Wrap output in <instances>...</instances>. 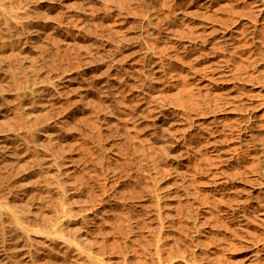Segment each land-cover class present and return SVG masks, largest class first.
<instances>
[{
  "label": "rangeland",
  "instance_id": "1",
  "mask_svg": "<svg viewBox=\"0 0 264 264\" xmlns=\"http://www.w3.org/2000/svg\"><path fill=\"white\" fill-rule=\"evenodd\" d=\"M228 1L0 0V264H264V0Z\"/></svg>",
  "mask_w": 264,
  "mask_h": 264
},
{
  "label": "bare ground",
  "instance_id": "2",
  "mask_svg": "<svg viewBox=\"0 0 264 264\" xmlns=\"http://www.w3.org/2000/svg\"><path fill=\"white\" fill-rule=\"evenodd\" d=\"M230 1H232V0H230ZM230 1H228V2H230ZM222 2H223V1H222ZM235 2H236V1H235ZM239 2H240V1H239ZM224 3H225V1H224ZM231 3H232V2H231ZM233 3H234V2H233ZM236 3H237V2H236ZM238 4H239V3H238ZM243 4H244V3H243ZM219 5H220V6H218V7H222L221 5H223V3H222V4H219ZM231 5H232V4H231ZM241 5H242V4H241ZM244 5H245V4H244ZM244 5H242V6H244ZM246 5H247V4H246ZM223 6H225V5H223ZM234 6H235V5H234ZM225 7H226V6H225ZM229 7H231V6L228 5V8H229ZM232 7H233V6H232ZM248 7H249V6H248ZM260 7H263V6L261 5ZM215 8L217 9V7H215ZM215 8H214V9H215ZM228 8H227L226 10H228ZM240 8H241V6H240ZM214 9H212V11H215V10H216V9H215V10H214ZM223 9H224V7H223L222 9H220V12H221V10H223ZM237 9H238V8H237ZM241 9L243 10V7H242ZM250 9H251V8H250ZM250 9L248 10V8H247L248 11H250ZM259 9H260V8H259ZM262 9H263V8H262ZM226 10H225V11H226ZM232 10H233V12H232V11H231V12H232V14H233V13H234V8H232ZM235 10H236V9H235ZM238 10H239V9H238ZM217 11H218V10H217ZM217 11H216V12H217ZM225 11H224V12H225ZM240 11H241V10H240ZM240 11H238V12H236V13H239ZM251 11H252V10H251ZM259 11H260V10H259ZM261 11H262V10H261ZM218 12H219V11H218ZM220 12H219V14H220ZM228 12H229V11H228ZM243 12H244V10H243ZM213 13H214V12H213ZM247 13H248V12H247ZM247 13H246V9H245V14H247ZM200 14H201V13H200ZM227 14H228V13H227ZM243 14H244V13H242L241 16H243ZM253 14H254V12H253ZM196 15H199V14H197V12H196ZM202 15H203V13H202ZM202 15H201V16L199 15V16H200L199 18H201ZM204 15H205V14H204ZM216 15H218V14H216ZM216 15H215V16H216ZM223 15H224V14H223ZM229 15H231V14H228V16H229ZM247 15H249V14H247ZM247 15H246V16H247ZM250 15H252V14H250ZM255 15H256V13L254 14V16H255ZM263 15H264V14H263ZM205 16H206V15H205ZM205 16H204V18H205ZM220 16H221V15H219L218 17H220ZM234 16H235V15H234ZM237 16H238V14H237ZM254 16L252 15V17H254ZM257 16H258V15H257ZM216 17H217V16H216ZM222 17H223V16H222ZM222 17H221V18H222ZM232 17H233V16H232ZM248 17H249V16H248ZM197 18H198V17H197ZM221 18H220V20H221ZM225 18H226V16H225ZM239 18H240V17H239ZM239 18H238V21H239ZM223 19H224V18H223ZM227 19H228V18H227ZM232 19H233V18H232ZM254 19H255V18H254ZM262 19H264V18H262ZM196 20H197V19H196ZM199 20H200V19H199ZM224 20H225V19H224ZM224 20H222V21H224ZM234 20H235V19H234ZM241 20H242V19H241ZM225 21H228V20H225ZM230 21H231V20H230ZM244 21H245V20H244ZM253 21H255V20H253ZM196 22H199V23H200V21H196ZM235 22H237V21H235ZM242 22H243V21H242ZM242 22H241V23H242ZM245 22H247V21H245ZM248 22H249V21H248ZM194 23H195V22H194ZM223 23H224V22H223ZM225 23H227V22H225ZM229 23H230V22H229ZM231 23H232V22H231ZM239 23H240V22H239ZM241 23H240V24H241ZM243 23H244V22H243ZM249 23L251 24V22H249ZM256 23H257V22H256ZM190 24H191V23H190ZM190 24H187V25H188V26H191ZM233 24H235V23L233 22ZM250 24H247V23H246V25H250ZM253 24L255 25V23H253ZM193 25H194V24H193ZM195 25H198V24L195 23ZM195 25H194V29H195ZM220 25H221V22H220ZM231 25H232V24H231ZM231 25H230V26H231ZM242 25H243V24H242ZM262 25H263V24H262ZM181 26H183V25H181ZM198 26H199V25H198ZM228 26H229V25H228ZM228 26H227V28H228ZM258 26H259V25H257V28H258ZM184 27H185V26H184ZM191 27H192V26H191ZM196 27H197V26H196ZM219 27H220V26H219ZM221 27H222V26H221ZM225 27H226V26H225ZM235 27H236V25H235ZM246 27H247V26H246ZM246 27H245V29H246ZM249 27H250V26H249ZM253 27H254V26H253ZM261 27H262V26H261ZM261 27H260V28H261ZM179 28H180V27H179ZM185 28H186V27H185ZM189 28H190V27H189ZM197 28H198V27H197ZM197 28H196V30H197ZM227 28H226V29H227ZM233 28H234V27H233ZM240 28H241V29H240L239 31H241V30L243 29V26H242V27L240 26ZM255 28H256V27H255ZM191 29H193V27H192ZM226 29H225V30L223 29V30L226 31ZM228 29H229V28H228ZM236 29H237V28L233 29V31L236 30ZM245 29L243 30V32L246 31ZM249 29H250V28H247L248 31H249ZM263 29H264V26H263ZM263 29H262V30H263ZM177 30H178V29H177ZM183 30H184V29H183ZM183 30H182V32H183ZM187 30H188V29H186L185 32H186ZM196 30H195V31H196ZM221 30H222V29H221ZM229 30H230V29H229ZM237 30H238V29H237ZM262 30H260V31H262ZM188 31H189V30H188ZM224 31H222L221 33H223ZM239 31H238V32L234 31V32L238 33V35H239ZM256 31H257V29H256ZM260 31H259L258 33H260V34L262 35V33H263L264 30H263L262 32H260ZM176 32H177V31H176ZM185 32H184V33H185ZM190 32H191V31H190ZM190 32H187V33H188V34H187L188 37H189ZM192 32H193V31H192ZM197 32H198V31H197ZM199 32H200V31H199ZM246 32H247V31H246ZM194 33H196V32H194ZM194 33H193V34H194ZM221 33H220V34H221ZM241 33H242V32H241ZM254 33H255V32H254ZM254 33H253V31H251V34H254ZM174 34H175V33H174ZM177 34H178V33H177ZM177 34H176V35H177ZM193 34H191V37H192ZM199 34H200V33H198V35H199ZM229 34H230V32H229ZM233 34H234V33H233ZM243 34H247V33H242V35H243ZM181 35H182V33H181L180 35L178 34V36H181ZM196 35H197V33L195 34V36H196ZM201 35H203V34H201ZM216 35H217V34H216ZM222 35H223V34H222ZM231 35H232V33H231ZM242 35H241V36L239 35V36H238V39L241 38V37H243ZM254 35H255V34H254ZM261 35H260V36H261ZM28 36H29V35H28ZM31 36H32V35H31ZM185 36H186V35H185ZM195 36H194V37H195ZM205 36H206V35H205ZM217 36H219V35H217ZM227 36H228V35H226V37H227ZM244 36H245V35H244ZM249 36H251V35H249ZM262 36H264V35H262ZM188 37H187V39H188ZM198 37H199V36H198ZM206 37H207V36H206ZM206 37H203V38H206ZM212 37H213V36H212ZM220 37H221V36H220ZM228 37H230V36H228ZM228 37H227V39H228ZM234 37H235V36L233 35V38H234ZM254 37H255V36H254ZM31 38H32V37H31ZM178 38H179V37H178ZM189 38H190V37H189ZM199 38H200V37H199ZM209 38H211V37H209ZM217 38H218V37H217ZM217 38H216V40L220 39V38H218V39H217ZM222 38H223V41H225V40H224V37H222ZM222 38H221V40H222ZM231 38H232V37H231ZM231 38H230V39H231ZM233 38H232V39H233ZM244 38H245V37H244ZM256 38H257V34H256ZM258 38H260V37H258ZM179 39H180V38H179ZM181 39H182V38H181ZM190 39H191V38H190ZM190 39H188V40H190ZM193 39H194V38H193ZM195 39H196V38H195ZM245 39H246V38H245ZM252 39L254 40V38H252ZM263 39H264V37H263ZM31 40H32V39H31ZM197 40H198V39H197ZM205 40H206V39H205ZM210 40H211V39H210ZM214 40H215V39H214ZM221 40H220V41H221ZM243 40H244V39H243ZM249 40H250V39H249ZM256 40H257V39H256ZM258 40H259V39H258ZM260 40H261V39H260ZM25 41H28V40H25ZM181 41H183V39H182ZM193 41H194V43H195V40H193ZM199 41H200V40H199ZM207 41H209V40H207ZM212 41H213V40H212ZM226 41H227V40H226ZM229 41L231 42V40H229ZM235 41H236V38H235ZM250 41H251V40H250ZM33 42H34V41H33ZM183 42H184V41H183ZM190 42H191V41H190ZM197 42H198V41H197ZM216 42H217V41H216ZM216 42L213 41V43L217 44ZM221 42H222V41H221ZM238 42H239L238 45L241 44L239 40H238ZM243 42H244V41H243ZM243 42H242V43H243ZM258 42H259V41H258ZM263 42H264V41H263ZM25 43H26V42H25ZM186 43H188V42H186ZM200 43H202V42H200ZM203 43H204V42H203ZM203 43H202V44H203ZM209 43H210V41H209ZM211 43H212V42H211ZM213 43H212V44H213ZM222 43H223V42H222ZM226 43H228V41H227ZM249 43H250V42H249ZM249 43H248V44H249ZM256 43H257V42H256ZM259 43H262V40H261V42H259ZM184 44H185V42H184ZM188 44H189V43H188ZM204 44H206V42H205ZM207 44H208V43H207ZM215 44H214V45H215ZM236 44H237V43H236ZM251 44H252V42H251ZM253 44H254V43H253ZM29 45H30V44H29ZM29 45H28V47H29ZM186 45H187V44H186ZM214 45H213V46H214ZM220 45H221V44H220ZM224 45H225V44H224ZM30 46H31V45H30ZM184 46H185V45H184ZM189 46H190V45H189ZM189 46H188V47H189ZM195 46H196V45H195ZM195 46H193V47H195ZM201 46H202V45H201ZM208 46H209V45H208ZM208 46H207V47H208ZM218 46H219V44H218ZM235 46H236V45H235ZM240 46H242V45H240ZM240 46H239V47H240ZM249 46H250V44H249ZM31 47H32V46H31ZM31 47H30V48H31ZM181 47H182V46H181ZM185 47H186V46H185ZM185 47H184V48H185ZM198 47H199V46H197L196 49H198ZM203 47H204V46H203ZM209 47H210V46H209ZM214 47H216V46H214ZM221 47H222V45H221ZM221 47H219V48H221ZM225 47H226V46H225ZM247 47H248V46H247ZM257 47H258V44H257ZM257 47H256V49H255L256 51H257V49H258ZM260 47H261V45H260ZM260 47H259V50H260ZM189 48H190V47H189ZM199 48H200V47H199ZM205 48H206V47H205ZM210 48H211V47H210ZM216 48L219 49L218 47H216ZM223 48H224V47H223ZM227 48H228V47H227ZM230 48H231V47H230ZM234 48H236V50H237L238 47H234ZM234 48H232V49L234 50ZM242 48H243V46H242ZM248 48L252 50V48H250V47H248ZM194 49H195V48H194ZM203 49H204V48H203ZM203 49H201V50H203ZM212 49L215 50L214 48H211L210 50L212 51ZM239 49H240V48H239ZM245 49H247V48H245ZM186 50H187V49H186ZM186 50H185V51H186ZM206 50L209 51V49H207V48H206ZM220 50H222V49H220ZM229 50H230V49H229ZM253 50H254V49H253ZM261 50H262V49H261ZM192 51H193V50H192ZM192 51H191V52H192ZM196 51H197V50H196ZM203 51L205 52V50H203ZM203 51H202V54H205V53H203ZM216 51H217V50H216ZM225 51H226V48H224V52H225ZM234 51H235V50H234ZM240 51H241V49H240ZM188 52H189V50H188ZM213 52H214V51H213ZM219 52H220V51H219ZM222 52H223V50H222ZM222 52H221V53H222ZM230 52H232V50H231ZM235 52H237V51H235ZM181 53H182V52H181ZM184 53H185V52H184ZM199 53H200V52H199ZM199 53L197 52V54H199ZM206 53H207V52H206ZM233 53H234V52H233ZM246 53H247V51H246ZM253 53H254V52H253ZM194 54H195V53H194ZM197 54H196V55H197ZM215 54H216V53H215ZM217 54H218V53H217ZM229 54H231V53H229ZM243 54H244V53H243ZM243 54H241V55H243ZM250 54H252V52H251ZM178 55L180 56V53H179ZM183 55H184V54H183ZM185 55H186V54H185ZM192 55H193V54H192ZM192 55H191V57H192ZM208 55H209V54H207L206 56H208ZM210 55H211V54H210ZM218 55H219V54H218ZM220 55H222V54H220ZM223 55H224V54H223ZM226 55H227L226 57H228V61H229V59H230V58H233L232 56H235L236 54H235V55H232L231 57L228 56V54H226ZM253 55H254V54H253ZM260 55H261V54H260ZM193 56H194L195 59L198 58V57H196L195 55H193ZM197 56H199V55H197ZM202 56H203V55H202ZM202 56L200 55V57H202ZM204 56H205V55H204ZM204 56H203V57H204ZM212 56H213V55H212ZM224 56H225V55H224ZM239 56H240V54H239ZM261 56H262V55H261ZM187 57H188V56H187ZM200 57H199V58H200ZM209 57H210V56H209ZM249 57H250V56H249ZM252 57H253V56H252ZM252 57H251V58H252ZM254 57H255V56H254ZM254 57H253L252 59L249 58V60H250V61L253 60ZM178 58H179V57H178ZM181 58H183L182 55H181ZM184 58H186V57H184ZM192 58H193V57H192ZM194 58H193V59H194ZM218 58H219V57H218ZM220 58H221V57H220ZM220 58H219L218 60H222V61H224V59H220ZM222 58H223V56H222ZM234 58H235V57H234ZM238 58H240V57H238ZM241 58L243 59V57H241ZM241 58H240V60H242ZM187 59H188V58H187ZM193 59H192V60H193ZM195 59H194V62L196 61ZM202 59H203V58H202ZM205 59H206V58H205ZM213 59H214V58H213ZM258 59H259V58H258ZM189 60H190V57H189ZM192 60H191V61H192ZM218 60H217V62H218ZM234 60H235V59H234ZM236 60L238 61V59H236ZM240 60H239L238 62H240ZM243 60H244V59H243ZM243 60H242V61H243ZM178 61H179V60H178ZM180 61L182 62L181 59H180ZM203 61H204V59H203ZM214 61H215V60H214ZM260 61H261V60H260ZM192 62H193V61H192ZM199 62H200V61H199ZM209 62H213V61H210V59H209ZM215 62H216V61H215ZM246 62L248 63V61H246ZM252 62H253V61H252ZM252 62H251V63H252ZM257 62L259 63V61H257ZM262 62L264 63V61H262ZM183 63H185V60H184ZM183 63H182V65H183ZM187 63H188V61H186V64H187ZM197 63H198V62H197ZM224 63H225V62H224ZM224 63L222 62L221 65L224 64ZM229 63H230V62H229ZM229 63L227 62V64H229ZM231 63H232V62H231ZM231 63H230V64H231ZM241 63H242V62H241ZM249 63H250V62H249ZM249 63H248V65H249ZM253 63H255V62H253ZM253 63H252V65H253ZM201 64H202V63H201ZM206 64L209 66V63H207V61H206ZM218 64H219V63H218ZM218 64H217V65H218ZM233 64H234V62H233ZM245 64H246V63H245ZM259 64H260V63H259ZM190 65H191V62L189 61V67H190ZM192 65H194V64H192ZM192 65H191V66H192ZM210 65H211V64H210ZM213 65H214V64H213ZM224 65L227 66L226 64H224ZM238 65H239V64H238ZM255 65H256V63H255ZM186 66H187V65H186ZM197 66H198V65H197ZM204 66H205V64L203 63V65L200 66V67L203 68ZM208 66H207V67H208ZM218 66H219V65H218ZM233 66H234V65H233ZM233 66L231 65V68H230V67H229V68L232 70V67H233ZM250 66H251V65H250ZM187 67H188V66H187ZM187 67H186V68H187ZM189 67H188V68H189ZM236 67H237V66H236ZM255 67H256V66H255ZM259 67H260V66H259ZM261 67H262V66H261ZM190 68H191V67H190ZM193 68H195V70H196V69H199L198 67L196 68V67H194V66H193ZM193 68H192V69H193ZM205 68H206V67H205ZM205 68H203L204 71H205ZM209 68H210V67H209ZM209 68H208V70H209ZM215 68H217V66H216ZM219 68H220V66H219ZM221 68H222V66H221ZM223 68H224V67H223ZM226 68H227V67H226ZM234 68H235V67H234ZM203 69H202L201 71H203ZM211 69H212V67H211ZM217 69H218V68H217ZM217 69H216V70H217ZM237 69H238V68H237ZM259 69H260V68H259ZM208 70H207V72H208ZM213 70H214V68H213ZM213 70H212V73H214ZM216 70H215V71H216ZM218 70H220V69H218ZM218 70H217V73H218ZM225 70H226V69H225ZM231 70L228 69L229 72H231ZM263 70H264V69H263ZM191 71H192V70H191ZM222 71H223V70H222ZM234 71L236 72V70H234ZM260 71H261V70H260ZM195 72H197V71H195ZM240 72H241V71H240ZM248 72H249V71H248ZM248 72H247V73H248ZM263 72H264V71H263ZM215 73H216V72H215ZM241 73H242V72H241ZM261 73H262V72H261ZM219 74H220V73H219ZM219 74H217V76H218ZM221 74H222V73H221ZM223 74H227V73L224 72ZM231 74H232V72H231ZM234 74H235V73H233L232 75H234ZM236 74H237V73H236ZM249 74H250V73H249ZM249 74H248V75H249ZM237 75H239V74H237ZM237 75H235V76H237ZM263 75H264V74H263ZM215 76H216V74H215ZM239 76H240V75H239ZM239 76H237L238 79L240 78ZM242 76H243V74H242ZM244 76H245V75H244ZM261 76H262V75H261ZM226 77L229 78L230 76H229V77L226 76ZM226 77H225V78H226ZM218 78L221 79L220 77H218ZM227 78H226V82L228 81ZM230 78H231V77H230ZM246 78H247V77H246ZM249 78H250V77H249ZM249 78H248V79H249ZM263 78H264V77H263ZM219 79H218V80H219ZM222 79H223V81H224V77H223ZM235 79H236V78H235ZM240 79H241V78H240ZM243 80H244V78L242 79V82H243ZM246 80H247V79H246ZM261 80H262V79H261ZM219 81H221V80H219ZM223 81H221V83H222ZM229 81H230V80H229ZM231 81H232V80H231ZM237 81H239V80H237ZM249 81H251V80H249ZM224 82H225V81H224ZM232 82H233V81H232ZM234 82H235V81H234ZM244 82H245V81H244ZM244 82H243V83H244ZM263 82H264V79H263ZM237 83H238V82H237ZM239 83H240V82H239ZM235 84H236V83H235ZM232 85H234V83L231 84V86H232ZM242 85H243V84H242ZM237 86H238V85H237ZM239 86H240V85H239ZM235 87H236V86H235ZM240 87H241V86H240ZM242 87H243V86H242ZM242 87H241V88H242ZM244 88H245V87H244ZM246 89H247V88H246ZM246 89H244V90H246ZM237 90H238V89H237ZM242 90H243V89H242ZM242 90H241V91H242ZM244 90H243V91H244ZM239 91H240V90H239ZM237 93H238V92H237ZM237 93H236V94H237ZM239 93H241V92H239ZM233 94H234V93H232V95H233ZM244 94H245V91H244ZM244 94H241V95H244ZM225 95H226V93L224 94V97H225ZM230 95H231V94H230ZM241 95L239 94V97H240ZM246 95H247V94H246ZM234 96H236V95L234 94ZM222 97H223V95H222ZM227 97H229V93H228V96H227ZM227 97H226V99H227ZM242 97H243V96H242ZM229 98H230V97H229ZM229 98H228V99H229ZM240 98H241V97H240ZM247 98H248V97H247ZM223 99H224V98H223ZM241 99H242V98H241ZM224 100H225V99H224ZM230 100H232V99H230ZM245 100H246V99H245ZM226 101H227V100H226ZM242 102H243V101H242ZM227 103H230V102H227ZM244 104H245V103H244ZM248 105H249V103H248ZM246 106H247V105H246ZM250 106H251V105H250ZM248 107H249V106H248ZM245 108H246V107H245ZM162 126H163V125H162ZM163 127H164V126H163ZM165 128H166V130H167V127H164V130H165ZM161 129H162V128H161ZM166 130H165V131H166ZM165 131H164V133H165ZM162 132H163V131H162ZM166 132H167V131H166ZM164 133H163V134H164ZM168 133H169V132H168ZM168 133H165V135H166V136H168V135L170 136V133H169V134H168ZM252 134H253V132H252ZM253 135H254V134H253ZM255 135H256V134H255ZM254 137H255V136H254ZM257 137H258V136H257ZM166 138H167V137H166ZM168 138H170V137H168ZM255 138H256V137H255ZM252 139H253V138H252ZM254 140H255V139H253V141H254ZM167 141H169V140H167ZM256 141H257V140H256ZM256 141H254V142H256ZM170 142H171V141H170ZM168 147H169V146H168ZM168 147L166 146V148H168ZM168 149H169V148H168ZM166 151H167V150H166ZM182 183H183V182H182ZM191 183H192V182H191ZM189 184H190V183H189ZM181 185H183V184H181ZM183 186H184V185H183ZM191 186H192V185H191ZM183 188H184V187H183ZM183 188H181V189H183ZM186 188H187V186H186ZM186 188H185V189H186ZM188 188H189V186H188ZM193 189H194V188H193ZM183 190H184V189H183ZM183 190H182V192H183ZM186 190H187V189H186ZM186 190H185V191H186ZM191 191H193V190H191ZM184 193H187V191L184 192ZM189 193H190V191H189ZM194 193H195V192H194ZM182 194H183V193H182ZM191 194L193 195V192H191ZM184 195H188V196H189L188 193H187V194H184ZM182 196H183V195H182ZM188 196H187V197H188ZM187 197H186V198H187ZM192 197H193V196H192ZM192 197H191V198H192ZM183 198H184V197H183ZM188 198H189V197H188ZM185 200H186V199H185ZM185 202H186V201H185ZM185 202L183 201V204H185ZM187 202H188V201H187ZM187 202H186V203H187ZM191 202H192V201H191ZM189 203H190V202H188V205H190ZM185 205H186V204H185ZM188 205H187V207H189ZM192 205H193V204H192ZM183 206H184V205H183ZM191 207H193V206H191ZM183 208H184V207H183ZM189 208H190V207H189ZM186 209H187V208H186ZM190 209H191V208H190ZM192 209H193V208H192ZM186 211H187V210H186ZM186 211H185V212H186ZM191 211H193V210H191ZM185 212H184V213H185ZM188 212H189V210H188ZM188 212H186V213H188ZM191 213H192V212H191ZM191 213H190V214H191ZM193 213H194V211H193ZM185 215H186V214H185ZM185 215H184V217H185ZM187 216H189V215H187ZM187 216H186V217H187ZM190 216H192V215H190ZM190 216H189V217H190ZM192 217H193V216H192ZM186 219H187V218H186ZM190 219H191V218H190ZM189 221H190V220H189ZM85 232H86V231H85ZM82 235H83V234H82ZM81 237H84V236H81ZM1 254H4V253L1 252ZM0 260L3 261V260H4V257H2Z\"/></svg>",
  "mask_w": 264,
  "mask_h": 264
}]
</instances>
